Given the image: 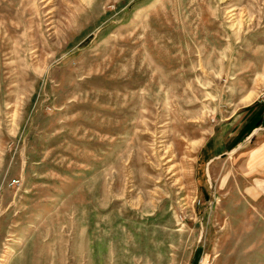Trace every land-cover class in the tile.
<instances>
[{"label": "rangeland", "instance_id": "obj_1", "mask_svg": "<svg viewBox=\"0 0 264 264\" xmlns=\"http://www.w3.org/2000/svg\"><path fill=\"white\" fill-rule=\"evenodd\" d=\"M263 111L264 0H0V264H264Z\"/></svg>", "mask_w": 264, "mask_h": 264}, {"label": "crops", "instance_id": "obj_2", "mask_svg": "<svg viewBox=\"0 0 264 264\" xmlns=\"http://www.w3.org/2000/svg\"><path fill=\"white\" fill-rule=\"evenodd\" d=\"M263 115H262V118L263 119H260L259 121H258V125L256 126V129H258V127H260L263 123H264V111H263V113H262ZM261 127H264V126H261ZM256 131V130H255Z\"/></svg>", "mask_w": 264, "mask_h": 264}]
</instances>
